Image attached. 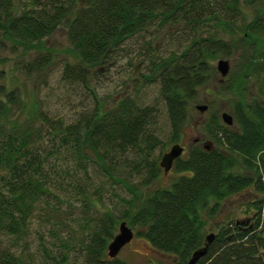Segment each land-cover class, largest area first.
Segmentation results:
<instances>
[{
    "label": "trees",
    "instance_id": "trees-1",
    "mask_svg": "<svg viewBox=\"0 0 264 264\" xmlns=\"http://www.w3.org/2000/svg\"><path fill=\"white\" fill-rule=\"evenodd\" d=\"M241 1L19 0L16 4L15 0H0V30L14 43L35 47L58 26H63L74 62L81 71L108 64L112 52L127 38L158 19L161 25L183 24L182 28L206 19L229 25L239 14ZM244 33L246 37L263 38L264 19L250 21ZM220 52L228 55L233 52L232 46L226 41L194 34L179 52L172 50L150 61L145 77L159 81L170 126V142L178 141L191 104L215 73L210 60ZM246 58L242 65L247 70L240 78L246 82L252 72L260 71L264 79V61H260L264 60V50ZM30 65L36 67L35 63ZM71 69L67 65L65 78H72ZM16 103L13 96L6 102L0 100V233L22 237L37 203L48 196L57 197L50 189V171L55 168L51 159L59 156L61 147L67 151L73 149L80 158L90 159L88 150L100 158V152L109 143L131 146L143 140L144 153L145 150L149 153L159 142L145 132L152 116L151 108L139 107L129 97L110 108L96 106L89 115H82L65 126H45V119L38 125L37 111L21 117L24 112L13 108ZM231 111L232 125L215 117L208 119L205 131L213 145L205 148L193 143L175 160L173 170L179 176L170 187L157 188L147 195L136 193L128 201L131 210L128 223L136 228V235L145 238L158 251L173 256L176 264H186L192 252L205 244L206 226L219 214L222 203L243 192L251 196V201L243 204L244 213L250 216L221 227L206 255L196 264H264V221H261L264 102L263 99L235 101ZM48 134L59 143L41 154L45 149L42 142ZM145 168L146 184L163 172L158 158L147 159ZM109 218L113 225L104 224L100 229L106 232V238L97 239L99 246L95 249L93 264H124L105 257L107 242L119 223L118 219ZM0 264L22 263L14 255H0Z\"/></svg>",
    "mask_w": 264,
    "mask_h": 264
},
{
    "label": "rangeland",
    "instance_id": "rangeland-1",
    "mask_svg": "<svg viewBox=\"0 0 264 264\" xmlns=\"http://www.w3.org/2000/svg\"><path fill=\"white\" fill-rule=\"evenodd\" d=\"M239 11L225 26L206 19L198 25L182 28L183 24L161 25L158 19L127 38L112 52L108 64L81 71L74 62L75 56L63 26H58L35 47L14 43L0 30V100L6 102L13 96L17 100L13 108L24 112L21 117L33 115L36 110L38 125L45 119V126H65L82 115H89L96 106L110 108L120 99L129 97L139 107L151 108L152 116L145 132L159 141L149 153L146 150L144 153L143 140L131 146L109 143L100 152V158L88 150L90 159L80 158L73 149L67 151L61 147L59 156L51 159L55 168L50 171V189L57 197L48 196L37 203L22 237L0 233L1 256L14 255L22 264H93L95 249L99 246L97 239L106 238V232L100 229L104 224L113 225L109 218L112 216L119 223L125 221L135 232L133 240L115 259L124 264H176L173 256L158 251L145 238L136 235V228L128 223L127 215L131 212L128 201L136 193L147 195L157 188L170 187L179 176L172 167L167 174L162 172L155 181L146 184L147 159L160 160L174 143L183 146L184 153L193 143L213 145L205 131L210 117L221 122L223 112L233 117L231 106L235 101L245 103L263 99L264 102V79L260 71H251L247 83L240 78L247 70L242 65L246 57L264 50V37L250 38L244 33L250 21L264 19V0H253L251 4L243 0ZM194 34L226 41L233 52L228 55L220 52L210 60L215 73L191 104L178 141L170 142V126L159 81H149L145 75L151 60L172 50L179 52ZM220 59L227 60L230 66L224 77L216 69ZM34 63L36 67L32 68L30 64ZM67 65L73 69L71 79L65 78ZM200 105L206 106V110H198L196 107ZM48 135L50 138L42 142L45 149L41 154L59 143ZM249 201L250 194L243 192L223 202L219 214L208 222L205 235H216L231 221L250 216L243 211V204ZM117 232L118 224L112 234ZM105 257L109 259L107 253Z\"/></svg>",
    "mask_w": 264,
    "mask_h": 264
},
{
    "label": "water",
    "instance_id": "water-1",
    "mask_svg": "<svg viewBox=\"0 0 264 264\" xmlns=\"http://www.w3.org/2000/svg\"><path fill=\"white\" fill-rule=\"evenodd\" d=\"M217 71L222 77L226 76L229 72L230 66L229 62L225 59H220L216 65ZM200 111L206 110V106L200 105L196 107ZM222 121L226 125L233 124V118L230 114L223 112L221 114ZM208 148L207 145H205ZM184 151L183 146L178 143H174L170 146L168 151L162 154L159 166L163 169V172L166 174L172 168L174 161L179 158ZM240 221L237 220L236 223ZM134 232L125 221H122L118 225V232L113 236L110 242L107 244V255L109 258H114L118 255L119 251L133 239ZM214 239V234L210 233L205 237V244L192 252L190 258L186 264H196L200 258L206 255L208 246L212 243Z\"/></svg>",
    "mask_w": 264,
    "mask_h": 264
}]
</instances>
